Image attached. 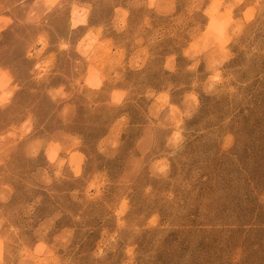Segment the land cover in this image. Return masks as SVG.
<instances>
[{
    "label": "rangeland",
    "instance_id": "rangeland-1",
    "mask_svg": "<svg viewBox=\"0 0 264 264\" xmlns=\"http://www.w3.org/2000/svg\"><path fill=\"white\" fill-rule=\"evenodd\" d=\"M0 264H264V0H0Z\"/></svg>",
    "mask_w": 264,
    "mask_h": 264
},
{
    "label": "bare ground",
    "instance_id": "bare-ground-1",
    "mask_svg": "<svg viewBox=\"0 0 264 264\" xmlns=\"http://www.w3.org/2000/svg\"><path fill=\"white\" fill-rule=\"evenodd\" d=\"M91 85V84H90Z\"/></svg>",
    "mask_w": 264,
    "mask_h": 264
}]
</instances>
